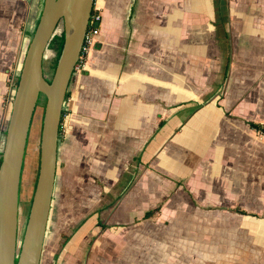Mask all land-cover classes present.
I'll return each mask as SVG.
<instances>
[{
  "label": "crops",
  "instance_id": "0c3cea01",
  "mask_svg": "<svg viewBox=\"0 0 264 264\" xmlns=\"http://www.w3.org/2000/svg\"><path fill=\"white\" fill-rule=\"evenodd\" d=\"M42 6L0 0V147ZM93 9L39 264H264V0Z\"/></svg>",
  "mask_w": 264,
  "mask_h": 264
},
{
  "label": "water",
  "instance_id": "95a60500",
  "mask_svg": "<svg viewBox=\"0 0 264 264\" xmlns=\"http://www.w3.org/2000/svg\"><path fill=\"white\" fill-rule=\"evenodd\" d=\"M94 0H43L14 90L0 161V264H39L51 206L62 107ZM63 44L51 79L43 58L58 25ZM44 98L38 170L18 246L20 183L34 113Z\"/></svg>",
  "mask_w": 264,
  "mask_h": 264
},
{
  "label": "rangeland",
  "instance_id": "374dc122",
  "mask_svg": "<svg viewBox=\"0 0 264 264\" xmlns=\"http://www.w3.org/2000/svg\"><path fill=\"white\" fill-rule=\"evenodd\" d=\"M62 25L59 24L56 29V34L61 31ZM53 57L52 50H46L43 58V73L47 79H51L54 69L51 66ZM44 98L41 97L40 104H38L34 113L33 123L30 131V136L27 143L26 155L24 159V168L22 174V181L20 183V203L18 213V246L22 238V232L26 223L30 198L34 189V183L38 170V159H39V140L41 132V121H42V107ZM3 145V144H2ZM264 154V152H263ZM264 167V165H263ZM106 251H110V246L105 244ZM105 251V250H104ZM136 252V250H134Z\"/></svg>",
  "mask_w": 264,
  "mask_h": 264
},
{
  "label": "built area",
  "instance_id": "2783aa9c",
  "mask_svg": "<svg viewBox=\"0 0 264 264\" xmlns=\"http://www.w3.org/2000/svg\"><path fill=\"white\" fill-rule=\"evenodd\" d=\"M100 21H101V15L99 12L94 11L92 14H90L86 31L84 34L83 42L81 45V49L73 70L81 71L84 69L89 50L93 47L95 42V36L99 31ZM1 152H2V146L0 147V161H1Z\"/></svg>",
  "mask_w": 264,
  "mask_h": 264
},
{
  "label": "trees",
  "instance_id": "16d2710c",
  "mask_svg": "<svg viewBox=\"0 0 264 264\" xmlns=\"http://www.w3.org/2000/svg\"><path fill=\"white\" fill-rule=\"evenodd\" d=\"M93 12H94V9L92 8L91 14ZM62 44H63V29L61 28V31L58 34H56V32H55L54 36L52 37L51 41L49 42V44L47 46V50H52V52H53V57H52V61H51V66L53 69L55 68L58 57L60 55ZM15 85H17V82ZM66 96H67V93H66ZM42 113H43V107H42ZM61 117H62V114H61ZM249 125L251 128L261 132V134L264 136V124L250 122ZM20 194H19V203H20V199H21ZM30 200H31V198H30ZM154 213H155V211L147 212V213H145V217H150Z\"/></svg>",
  "mask_w": 264,
  "mask_h": 264
},
{
  "label": "flooded vegetation",
  "instance_id": "af4514ba",
  "mask_svg": "<svg viewBox=\"0 0 264 264\" xmlns=\"http://www.w3.org/2000/svg\"><path fill=\"white\" fill-rule=\"evenodd\" d=\"M23 168H24V165H23Z\"/></svg>",
  "mask_w": 264,
  "mask_h": 264
}]
</instances>
